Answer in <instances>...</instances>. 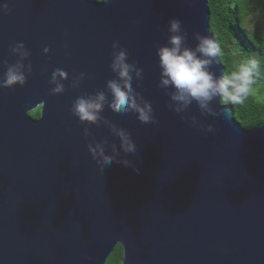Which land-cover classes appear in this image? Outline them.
I'll use <instances>...</instances> for the list:
<instances>
[{
	"label": "water",
	"instance_id": "95a60500",
	"mask_svg": "<svg viewBox=\"0 0 264 264\" xmlns=\"http://www.w3.org/2000/svg\"><path fill=\"white\" fill-rule=\"evenodd\" d=\"M3 3L9 12L0 10V76L4 61L15 63L10 48L20 42L33 72L25 86L0 89V264H106L117 245L122 264H264V123L242 129L218 99L215 116L195 103L176 114L157 87L156 46L167 42L168 21H182L189 46L195 32L214 39L209 0ZM115 41L143 69L133 87L159 122L143 124L107 107L102 113L131 134L137 152L120 158L139 171L116 162L102 169L88 151L86 125L70 112L78 96L106 91L115 77ZM57 68L69 80L65 93L51 95ZM212 70L225 75L219 56ZM80 72L88 78L73 89ZM39 107L40 118L31 117ZM90 131L108 141L106 151L112 142L119 147L106 125Z\"/></svg>",
	"mask_w": 264,
	"mask_h": 264
},
{
	"label": "clouds",
	"instance_id": "9594fccd",
	"mask_svg": "<svg viewBox=\"0 0 264 264\" xmlns=\"http://www.w3.org/2000/svg\"><path fill=\"white\" fill-rule=\"evenodd\" d=\"M109 2V0H105ZM0 10L9 12L7 3L0 4ZM167 42L156 46L158 58L159 81L158 88L164 89L170 98L168 107L176 114H183L195 103L201 114L215 116L216 111L212 107L214 101L221 100L226 104H239L247 97L253 84V72L257 68V61L250 60L241 63L237 70L227 75H217L212 70L220 52L218 43L198 32L193 33L195 46H189L186 41L188 32L182 26V21L172 18L168 21ZM68 45L65 44V48ZM11 53L17 57L15 63L4 61L6 70L0 76V89H15L17 85L25 86L28 76L33 72L30 62L31 52L25 44L20 42L10 48ZM50 49L43 48V53L48 54ZM25 61H29L25 64ZM115 77L106 83V91L98 90L94 94L84 93L78 96L71 105V114L78 119L80 124L86 125L84 136L91 138L87 144L92 158L103 169L113 162L121 163L125 167H132L136 171L135 163L127 158H120L121 153L127 156L137 152V145L131 138V134L124 128L118 127L112 121L104 118L102 113L105 108L119 114H134L136 119L143 124H158L154 115L151 102L145 99L140 92L133 87L135 79L137 87L143 80V69L135 60L128 59V51L118 41L112 44L111 63L109 65ZM87 74L80 72L71 78V87L77 89L86 79ZM69 80L67 71L55 69L49 80L51 95L65 93V81ZM192 126L206 132L213 133L215 129L209 124L206 127L201 124L196 116L185 117ZM106 125L112 134L118 139L119 147L115 142L110 145L111 151H106L108 141H97L90 131L91 126L100 127Z\"/></svg>",
	"mask_w": 264,
	"mask_h": 264
},
{
	"label": "trees",
	"instance_id": "16d2710c",
	"mask_svg": "<svg viewBox=\"0 0 264 264\" xmlns=\"http://www.w3.org/2000/svg\"><path fill=\"white\" fill-rule=\"evenodd\" d=\"M209 30L218 43L225 75L241 63L257 61L253 84L247 97L232 108L234 118L244 130L264 123V0H209ZM259 21H258V20ZM41 116L40 107L34 115ZM123 248L117 245L106 264H122Z\"/></svg>",
	"mask_w": 264,
	"mask_h": 264
},
{
	"label": "rangeland",
	"instance_id": "374dc122",
	"mask_svg": "<svg viewBox=\"0 0 264 264\" xmlns=\"http://www.w3.org/2000/svg\"><path fill=\"white\" fill-rule=\"evenodd\" d=\"M257 20H258V19H257ZM258 21H259V20H258ZM37 111H38V109L33 110V111H31V112L29 113V115H30L31 117L34 118V115L36 114ZM40 112H41V108H40Z\"/></svg>",
	"mask_w": 264,
	"mask_h": 264
}]
</instances>
